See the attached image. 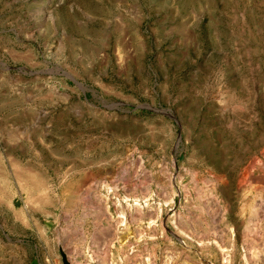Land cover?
Listing matches in <instances>:
<instances>
[{
  "label": "rangeland",
  "instance_id": "rangeland-1",
  "mask_svg": "<svg viewBox=\"0 0 264 264\" xmlns=\"http://www.w3.org/2000/svg\"><path fill=\"white\" fill-rule=\"evenodd\" d=\"M0 264H264V0H0Z\"/></svg>",
  "mask_w": 264,
  "mask_h": 264
}]
</instances>
